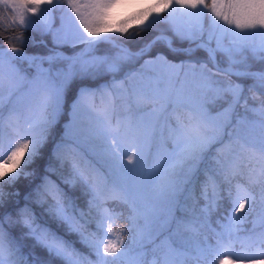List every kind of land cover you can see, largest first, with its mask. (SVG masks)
Wrapping results in <instances>:
<instances>
[{"label":"snow or ice","instance_id":"6c2138e0","mask_svg":"<svg viewBox=\"0 0 264 264\" xmlns=\"http://www.w3.org/2000/svg\"><path fill=\"white\" fill-rule=\"evenodd\" d=\"M0 10H2L0 25L5 24L7 19L12 25L18 24L22 28L42 25L46 31H51L53 16L59 13L62 35L57 36V43L63 41L71 42L73 47L76 44L83 46L71 56L57 53L56 56L49 57V62L66 61L67 67L55 73L51 69H46L30 82L32 89L39 92L41 97L39 115L26 130L21 131L19 127H14L19 124L15 107L5 116L0 96V207L3 205L4 187L11 186L21 177L30 174L29 168L39 153L46 133L64 113L67 104L69 129L71 130L81 117L87 116L88 134L109 160L114 178L109 185L106 177L92 176L73 161V176L70 180L63 181L72 185L77 181H83L91 189L89 206L90 209H95V216L92 217L95 220V232L88 230V224L91 222L90 213L81 212L76 215L71 212L65 193L53 180L44 179L37 190L36 203L46 205L53 219L67 225L69 232L79 236L80 242L96 257L94 262L88 261V264H116V261L128 253L132 242H135L138 236L143 240V235L137 223L138 213L135 208L126 227L116 228L114 224L118 216L110 213L105 204L108 199L128 202V194L121 187L118 177L136 171L144 162L143 151L134 142H130L126 150L122 149L120 129L122 127L130 129L132 125L130 121L125 123L115 115V100L121 97L126 85V80L118 78L117 73L122 71V66L126 62L143 56L157 41L163 40L170 49L172 41L167 36H157L137 53L120 48L115 55H98L97 46L114 44L120 36H127L133 25L139 26L141 31H149L158 24H168L175 38L197 42V46L204 48L212 61H215L217 52L225 53L231 60L243 51L242 42L250 36L264 37V0H0ZM5 13L8 14L7 17ZM177 13L193 19L195 23L189 28L176 26L173 18ZM205 19L208 21L207 29ZM113 33L116 35H109ZM227 37L234 39L226 42ZM213 41L215 47L212 46ZM8 51L18 55L10 56L6 52H0V63L6 56L10 63L24 56L21 50L14 46ZM144 63L167 65L175 73L176 84L182 83L179 77L184 71V62L179 66L172 65L163 53H157L153 59ZM192 70L195 71L194 65ZM230 74L240 75L238 72ZM101 75H110V82L95 89L81 87L76 98L70 104L67 103V92L75 79ZM253 75L259 78L261 86L264 87V73ZM132 78V74L129 73L127 79ZM2 87L3 78L0 77V89ZM173 87L175 86L171 82L157 78L153 81L151 96L137 94L135 89L131 90V95L135 100L148 99L152 103L163 102L180 107L184 100L178 88L175 92L171 90ZM208 87L213 88V85L209 84ZM213 90L218 96L230 94L232 103L229 109L241 103L243 86L239 83H229L225 88ZM97 95L109 98L111 103L97 106L94 103ZM202 119L189 118L186 123L178 120L176 127L170 130L174 145L173 153L180 157L176 161L177 166L182 165L184 160L195 161L212 143L213 136L200 135ZM240 123L243 124L245 121L241 120ZM6 126L11 129L12 135L6 136ZM33 129H38L35 135ZM259 155L264 161V141L259 145ZM57 158H63L59 148ZM236 170L237 165L234 164L233 174ZM261 175L264 176V171ZM232 195L230 191L229 196ZM254 200L251 192L237 185L233 213L243 211L245 205ZM7 223L9 226L19 225L27 229L26 235L31 236L38 245L46 249L51 256L60 259L63 264H83V260L86 259L69 241L46 227H40L32 209L27 205L20 208L15 216L9 214ZM109 236H114L115 240L108 238ZM125 239L130 241L127 247L124 244ZM237 240L238 238L223 233L217 234L214 239L205 238L202 244L197 245L195 255L197 258H204L207 264H264V232L259 235H248L240 241L242 247L247 243L257 245L255 252L251 254H237L235 251ZM18 251V246L8 239L4 220L0 218V264H19L16 259ZM5 256L8 258L7 262Z\"/></svg>","mask_w":264,"mask_h":264},{"label":"rangeland","instance_id":"374dc122","mask_svg":"<svg viewBox=\"0 0 264 264\" xmlns=\"http://www.w3.org/2000/svg\"><path fill=\"white\" fill-rule=\"evenodd\" d=\"M7 15L8 14L5 13V17H7ZM121 19H123V17H121ZM173 23L180 28H189L195 23V21L187 16L177 13L173 18ZM204 23L207 29V19H205ZM1 26L4 28H14V30H18L20 33L14 36V40L11 41L12 44L10 46L0 45V52H6L7 55L10 56H17V53H11L8 51L10 47L14 46L19 48L24 54L22 58L13 60L11 63L6 56L3 62L0 63V77L3 78V87L0 89V96H2L3 110L6 116L8 111L15 107L19 119H22L21 114L28 110V112L30 111L31 115L29 121L32 122L39 115L38 105L41 94L32 89L30 82L35 80L46 69H51V71L55 73L56 71L67 67L66 61L53 60L52 62H49V57H54L57 53H62L65 56H71L78 52L83 46L76 44L75 47H73L71 42L64 43L63 41L57 43V36L62 35V33H60L61 23L59 19V13H55L53 16L51 31H46L42 25L22 28L18 24L12 25L9 21H7V19L6 23ZM133 28H137V30L140 29V27L137 25H133L129 29V34L126 36V38L130 42H135L138 39L137 36L139 35V32H137L136 29L131 31ZM152 31H159L154 35L162 33L171 37V41L172 38H175L170 30V25L168 24H158L152 29ZM30 34H32L35 38H33V36L31 37ZM37 34H44V36L37 39ZM109 35L116 34L113 33ZM233 39L234 37H227L226 42ZM186 41L190 42V44H188L190 46L197 44V42L194 41ZM30 42L38 44L40 50L26 52L23 46L20 47L21 45L25 46ZM116 43L125 47L118 40ZM242 44L243 51L236 54L231 60L225 53L217 52L215 57L216 63L222 67L237 68L234 66L242 65L241 63L244 60L249 61L248 59H245V57H249L250 59H253L257 62H264V53H262L264 52V37L259 35L250 36L246 41H243ZM112 45L115 46L114 44ZM212 46L215 47L214 41ZM141 48L144 47L141 46L137 52H139ZM178 48L180 47L172 46V49L177 50ZM185 49L188 48L185 47ZM119 50L120 49L116 46L115 49L108 50L106 45H98L96 54L115 55V53ZM248 50L249 52H247ZM204 51L206 52V50ZM206 55L208 61L211 63L212 61L207 52ZM155 56L156 54L148 56L142 61L141 69L143 78L141 79L140 83L134 87L135 89L138 88V93H145L146 91H149L148 93L151 96L153 81L157 78L164 82H171V84L176 82L175 73L167 65L159 63H144L146 60L153 59ZM167 60L172 65L176 66H179L182 63V60ZM196 64L199 66L200 73H203L201 68L202 65H200V63ZM145 68L151 70V72H146ZM237 69L241 70L240 72H245L242 68ZM132 71L133 68L130 67L128 69L122 70L119 75L117 74L118 78L126 80L125 90L122 91L120 98L130 96V89L127 84V75ZM252 71H256V74L264 73V71L260 69L246 70V72ZM181 75L182 73L180 74L179 79L181 78ZM110 80L111 77L109 79L97 81L94 86L85 87L95 89L101 85L109 83ZM180 81L183 82V79L181 78ZM181 84L177 85L175 83V87L171 88V90L175 92L178 88L180 95L184 100L183 105L192 107L198 112L197 117L203 118L201 120L200 135L213 136L214 139L212 143H210L213 144L217 141H220L225 133L230 134V131L227 129V124L231 119L233 107L229 109V105L232 103V101L222 105L220 108L214 111H209L205 105V101L201 97L197 98L192 94H186L184 92L185 90H183L184 86ZM255 86L264 90V87L261 86V81H256ZM76 95L72 100L76 98ZM94 103L99 106L102 103H111V101L107 97L102 98L100 95H97L94 98ZM164 106L165 104L160 102L151 103L149 106L138 111H118L115 109L116 117L120 118L125 123L130 121L132 125L130 129L125 127L120 129V137L123 140L122 149L126 150L128 144L130 142H134L144 154V162L137 168L136 171L124 173L120 175L118 179L121 187L128 194L127 203L132 209L135 208L138 216L141 218V221L138 224L139 229L142 235L145 236L144 238L147 239H154L157 235L169 227V221L171 219L170 215L177 199L176 194L181 190L184 182L189 178L191 173L196 169L202 170L204 168L203 166L208 164L210 161L217 163L219 162L218 155L204 151L195 161L184 160L182 165H176V161L180 159V157L175 156L173 153V141L170 145H168L165 142L164 137L161 135L163 127H159L160 131L154 140L156 124ZM225 109L229 110L226 111ZM61 117L65 119L62 124V131L60 136L54 140L51 149V154L57 161V167L48 168L47 171L41 176V180L39 181L38 185L33 188L35 202L37 190L43 184L44 179L48 178L55 181L63 190L65 195L69 190L75 192L78 196L77 201L80 203V205L76 206V208L78 211L82 212L84 209L89 207L91 189L83 181H77L74 185L63 182L66 179L70 180L73 176L72 162L75 161L81 168L86 170L92 176L106 177L108 179L109 185L114 178V174L110 167L109 160L102 154L97 142H95L88 134L89 120L87 119V116L81 117V120L74 127H72L71 130L68 127L70 117L68 116L67 105L65 106L64 113L61 114L58 119ZM236 120H239V118ZM19 122L22 121L20 120ZM19 125H14V127H19ZM27 128L28 126H25V128H20V130L24 131ZM37 131L38 129H33V134L35 135ZM7 132L12 133L11 129L7 128L6 126L5 133ZM246 142L255 143L254 139L248 136L246 138ZM258 144L260 145V142ZM242 145H244V143ZM58 148L63 155L62 159L57 158ZM124 159L126 163L127 156H125ZM219 171L220 169L218 170L217 168H214L212 173L207 174L206 177L199 179L198 181L197 187L200 188L198 193L203 200L198 204V206L202 208L204 213H207L210 210L211 205H213L217 199L219 183L217 181L218 175L216 174H218L217 172ZM221 178H224V176H221ZM237 185L247 189L240 182H234L232 185L224 186L225 194L229 196V192L231 191L233 195L229 196L231 201L229 212L225 216L224 220L219 223L221 224L220 232H223L225 235L230 234L231 237L238 238L237 241L240 242L248 235H259L260 233L264 232V214H262L263 216L260 215L261 217L257 216L256 218L260 220V223L248 225V214L252 208L251 201L245 205V209L243 211L237 212L235 214L233 213V209L235 207L233 201L235 200V191ZM247 191L251 192L248 189ZM69 202L71 203V201ZM36 204L40 206L42 211H46L48 213L46 205L38 203ZM105 207L108 208L110 213H113L107 204H105ZM263 209L264 207L262 208V211ZM94 216L95 214L92 215V217ZM92 217L90 218V231L95 232L96 225L95 220L92 219ZM49 218L52 224L55 226H60V222L53 219L51 215ZM2 219L4 220L5 232L7 233L8 239H11L15 245L18 246L19 251L16 259L19 264H37L36 260H34L32 257L33 255L24 252L22 247L24 244L25 246H28L30 250H35L37 252L35 256L40 258V260L45 264H56L55 257L51 256L46 249L38 245L34 239L32 240L30 236L26 235L27 229L19 225H15L17 228L16 233H9L7 230V226H9L7 223V215L4 214ZM196 221V219H191V224H195ZM36 222L37 224L39 223L38 220ZM108 238L115 240L114 236H109ZM137 238L140 237L138 236ZM163 239L164 241H162V248L158 252L159 258L155 257V255H151L148 260L149 264H184V260L190 257L192 258L188 260L186 264H207V261L203 260L202 257L199 259L196 257L195 249L197 246L192 248L177 247L169 242L165 236H162V240ZM256 247V244L247 243L243 247L235 249V251L239 255H246L255 252ZM38 252L43 253L38 254ZM142 252L143 250L141 249V244H134L128 253L120 258V263L140 264ZM79 253L83 254V257L86 258L83 260L84 264H88V261L94 262L96 260L95 255L83 243H81ZM5 259L7 262V256H5Z\"/></svg>","mask_w":264,"mask_h":264},{"label":"trees","instance_id":"16d2710c","mask_svg":"<svg viewBox=\"0 0 264 264\" xmlns=\"http://www.w3.org/2000/svg\"><path fill=\"white\" fill-rule=\"evenodd\" d=\"M135 29L139 32V35L137 36L138 39L135 42H130L126 36H120L118 38L120 43L134 52H137L139 48L144 46V44L151 39L155 33L159 32L152 30L141 31L140 29L137 30V28H133L131 31ZM18 33L20 32L14 30V28H4L0 25V45L10 46L12 44L11 41L14 40V36ZM44 34H37V39L43 37ZM30 36L32 37L33 35L30 34ZM33 38L35 37L33 36ZM188 44H190V42L186 40L181 41L177 38H172L173 47L183 48L182 50L177 49L173 51L163 40H159L153 44L143 56L135 57L131 61L126 62L122 66V70L130 67L133 68V71L131 72L133 78L127 79L130 96L116 99L115 109L118 111H138L152 103L148 99L135 100L131 95V90L135 89L134 87L140 83L143 78L141 69L143 59L157 53H163L167 59L174 61L182 60V62H184V71L181 75V78L183 79L181 85L184 86V92L186 94H192L197 98L201 97L205 101V105L209 111H214L222 105L232 101L230 94L224 93L222 96H218L213 90L215 88H225L229 83H239L243 86V92L241 94L242 100L241 103L233 106L231 119L227 124V129L230 131V134L225 133L220 141L209 144L208 148L205 150L211 154L218 155L219 162L210 161L203 166L204 168L202 170L196 169L193 171L189 178L184 182L183 187L176 194L177 199L170 215L171 219L169 221V227L154 239H147L143 236V240L137 238L135 242H132L131 247L134 244H141L143 252L140 264H149L148 260L151 255H155V257L159 258L158 252L162 248V241H164V239L162 240V236H165L169 242L177 247L192 248L196 247L198 244H202L205 238L214 239L217 234L223 233L220 232L221 224L219 222L224 220L231 205L229 196L225 194V185H232L234 182H240L254 195L255 200L252 202V208L248 214V225L260 223V220L256 218L257 216H263L262 214H264V209L262 211V208L264 207V195H262V193H264V176L261 175V172L264 171V161L260 159L258 144L259 142L261 143V141H264V90L255 86V82L260 81L258 77H254L253 74L256 73L246 72V70L251 69H260L264 71V62H257L249 57H245V59H248L249 61L244 60L241 63L242 65L234 66L242 68L245 71L240 72V75L237 76L218 70L208 61L206 52L202 48H192ZM101 45H106L108 50L115 49V46L112 44ZM22 46L26 52L40 50L39 45L34 42H30L25 46L21 45L20 47ZM185 47L191 49V51H187L188 49H185ZM247 52H249V50ZM196 63L202 65L201 68L203 73H200L199 66ZM193 65L195 66V71L192 70ZM145 71L151 72V70L147 68H145ZM117 74L119 75L120 73ZM110 77V75H101L93 78L75 79L67 92V103L69 104L75 97L79 88L94 86L97 81L109 79ZM175 83L176 82H173L172 85H175ZM209 84H212L213 88H209ZM135 90L137 94L150 96L148 93L149 91L138 93V88ZM21 116L22 119H19V121L21 120L22 122H19V128L29 126L31 124L29 121L31 116L30 111H25ZM197 116L198 112L192 107L185 105L174 107L165 104L156 124L154 140L160 131L159 127H163L161 135L164 137L165 142L170 145L173 141L172 136L170 135V130L176 127L177 121L179 120L186 123L189 118L195 119ZM237 118H239V120H236ZM64 120L65 119L62 117L58 119L54 126L46 133V137L43 140L39 153L29 168L30 174L26 177H21L15 184L4 187L3 205L0 207V218H2L4 214L7 216L9 214L15 216L20 208L27 205L32 209L36 221H39L38 225L40 227H46L58 236L69 241L77 252H79L81 248L79 236L76 233L69 232L67 225L62 224L61 222L60 226L52 224L49 218V213L42 211L40 206L36 204L33 192V188L38 185L41 176L47 171V169L57 167V161L52 156L51 149L54 140L61 134ZM241 120L245 121V123L241 124ZM10 135H12V133H6V136ZM247 136L253 138L255 143L246 142ZM243 143L244 145H242ZM234 164L237 165L235 174H233L232 171V166ZM214 168H217L218 170L220 169L221 171L216 174L218 175L217 181L219 183L217 191L218 196L215 203L211 205L210 210L207 213H204L202 208L198 206V204L203 201L198 193V190H200V188L197 187L198 181L199 179L206 177L207 174L212 173ZM221 176H224V178H221ZM65 199L69 210L74 214L79 215L81 212L78 211L76 206L80 205V203L77 201L78 196L76 193L71 190L67 191ZM69 201H71V203ZM106 204L109 209L113 211V214L118 216L114 227H126L129 217L133 214L131 206L118 199H108ZM82 212L90 213V219L92 215L95 214V209H90L89 206ZM191 219H196V223L191 224ZM140 221L141 218L138 216L137 223L139 224ZM90 229L91 224L89 223L88 230L90 231ZM7 230L9 233L15 234L17 228L15 225L7 226ZM226 236L231 235L226 234ZM31 239L33 240L32 237ZM129 243L130 241L125 239V246H128ZM22 247L24 252L33 255L32 257L36 260L37 264H45L40 258L35 256L37 253L35 250H30L25 244ZM241 247V243L237 241L235 249ZM41 253L43 252H38V254ZM191 258L192 257L184 260V264H186ZM120 260L121 259L116 261V264H121ZM203 260L205 259L203 258ZM56 264H63V262L56 258Z\"/></svg>","mask_w":264,"mask_h":264},{"label":"water","instance_id":"95a60500","mask_svg":"<svg viewBox=\"0 0 264 264\" xmlns=\"http://www.w3.org/2000/svg\"><path fill=\"white\" fill-rule=\"evenodd\" d=\"M157 36H167V35H165V34H162V33H159V34H156V35H154L150 40H148L147 42H146V44L143 46V47H146V45H148V44H150L153 40H155L156 39V37ZM169 39H171V37H169V36H167ZM114 45L117 47V48H125V47H123L121 44H118V43H114ZM190 47H192V48H196V47H198L197 46V44H194V45H191ZM127 49V48H126ZM178 49H182V47H180V48H178ZM202 49H204V48H202ZM129 52H131V53H134V51H132V50H129V49H127ZM205 50V49H204ZM207 52V51H206ZM212 61V60H211ZM212 64H213V66L215 67V68H217L218 70H221V71H224V72H229V73H237V72H240L241 70H239V69H237V68H232V67H222V66H220V65H218L217 63H216V61H212ZM252 72H256V71H252Z\"/></svg>","mask_w":264,"mask_h":264}]
</instances>
